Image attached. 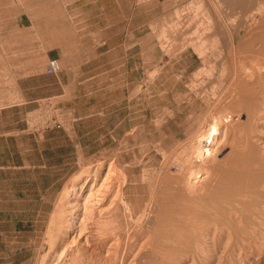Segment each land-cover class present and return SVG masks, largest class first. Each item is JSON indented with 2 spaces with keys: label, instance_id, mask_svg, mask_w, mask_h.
Segmentation results:
<instances>
[{
  "label": "rangeland",
  "instance_id": "1",
  "mask_svg": "<svg viewBox=\"0 0 264 264\" xmlns=\"http://www.w3.org/2000/svg\"><path fill=\"white\" fill-rule=\"evenodd\" d=\"M262 3L0 0V126L12 128L0 145L13 152L5 157L0 146V264H264V89L251 109L239 104L255 83L248 90L243 81L231 82L235 91L223 94L238 67L226 48L230 35L251 25L246 16ZM20 12L33 18L19 20ZM198 14L208 39L191 45L179 37L180 24L190 36ZM50 22L55 39H74L71 63L84 59L83 74L62 60V71L46 73ZM57 48L55 56L63 53ZM36 72L53 86V98L41 99L46 90L31 79ZM214 122L216 151L206 161L194 156L200 161L190 164L206 170L187 183L188 174L174 169L177 158L184 160ZM16 148L27 161L19 162ZM117 155L122 180L113 170ZM165 155L171 166H162ZM9 158L18 161H3ZM120 187L132 209L148 206V219L137 223L117 210ZM253 220L260 223L258 239ZM209 227L222 231L216 255L203 235Z\"/></svg>",
  "mask_w": 264,
  "mask_h": 264
},
{
  "label": "bare ground",
  "instance_id": "2",
  "mask_svg": "<svg viewBox=\"0 0 264 264\" xmlns=\"http://www.w3.org/2000/svg\"><path fill=\"white\" fill-rule=\"evenodd\" d=\"M202 1V0H201ZM247 1V0H246ZM200 2V1H199ZM253 3H254V0H253ZM200 4H201V2H200ZM219 4V3H218ZM264 3H262V5H260V7H258L257 9H253V11H250L249 13L250 14H248L246 17H247V19L248 18H250V20H252V23H251V25H249V24H246V23H244V24H242L241 25V27H239L238 29H236L235 31L233 30V32H232V34L230 35V42H229V44H228V46H226V48L228 47L229 48V52H231L232 53V55H233V57H234V59L236 60V63H237V68L235 69L234 68V70H235V72H234V74H233V77L231 76V79H230V83L228 84V87H226L225 89L226 90H224V92H223V94H226V96L227 95H231V94H233V92L235 91L234 90V88L232 89V88H230V85H231V82H241V81H243L247 86V89L249 90V87H248V85H250V86H252L253 85V83H255L256 85L254 86L255 87V92H253L252 91V94L251 93H249V95H246L245 97L246 98H241V103L239 104V106H241V109H242V107L243 108H247V109H251V106H252V104L250 103V102H252V98H257L258 96H256L260 91H262L263 89H264V5H263ZM196 5V4H195ZM199 5V4H198ZM252 5V4H251ZM253 5H255V4H253ZM250 8H252L251 6H249ZM200 8H203V7H200ZM248 8V7H247ZM247 8H245V9H247ZM244 9V8H243ZM199 10V9H198ZM199 12H202V10H200ZM197 13V12H196ZM240 14V13H239ZM247 14V13H246ZM199 15L200 14H198L197 15V17L195 16L194 18H195V21H197V22H195L196 24H194L193 23V21H192V19L190 20L193 24H194V26L192 27V28H189V31H191L192 30V32H190V36L188 35L187 36V31L188 30H186L185 29V25L186 24H180V25H184L183 27H179L180 29H179V37L181 36V39L182 40H186V43L188 42L187 41V38H189V42H191V45H192V43L196 40V41H201V40H203L204 38H207V36L206 37H204V36H202L203 35V33H205L206 31H205V28H207V27H203V26H201V23H202V19L203 18H200L199 17ZM237 16V15H236ZM245 15H243V17H244ZM197 18H200V19H197ZM181 20V19H180ZM231 20V19H230ZM233 20V19H232ZM184 21V20H183ZM233 21H235V20H233ZM245 21V20H244ZM243 21V22H244ZM182 22V21H181ZM180 22V23H181ZM184 23V22H183ZM192 23H190L191 25H193ZM206 24V23H205ZM205 24H203L204 26H205ZM211 24V23H210ZM190 25V26H191ZM209 26V25H208ZM186 27H187V25H186ZM201 27L202 28H204V30H201ZM211 29L212 28H210V29H207V31L209 30V31H211ZM208 33V32H207ZM208 35V34H207ZM214 36H217V34H214ZM214 38V37H213ZM208 39V38H207ZM209 39H211V38H209ZM205 40L206 39H204V41L203 42H205ZM214 40V39H213ZM216 40H217V38H216ZM195 41V42H196ZM212 41V40H211ZM215 41V40H214ZM218 41V40H217ZM185 43V44H186ZM196 43H199V42H196ZM200 43H202V42H200ZM219 43V42H218ZM183 44H184V41H183ZM220 44V43H219ZM198 45V44H197ZM208 47V46H207ZM211 47V46H210ZM215 47V46H214ZM198 48V47H197ZM202 49L203 48H201V49H199V51L201 50L202 51ZM204 50V49H203ZM217 51V50H216ZM221 51H223V49H221L220 51H219V53L221 52ZM197 52V51H196ZM205 52V51H204ZM212 53V52H211ZM216 53H218V52H216ZM199 54H202L201 52L199 53ZM223 54V53H222ZM203 55V54H202ZM205 55V54H204ZM204 55H203V58H204V60H206V57H204ZM212 55V54H211ZM210 56V55H209ZM231 56V55H230ZM220 57V56H219ZM231 58V57H230ZM210 59V58H209ZM221 60V59H220ZM209 61V60H208ZM232 61V60H231ZM208 63H210V62H208ZM213 62H211L210 64H212ZM205 64V63H204ZM213 65V64H212ZM236 65V64H235ZM211 66V65H210ZM210 68V67H209ZM213 68V67H212ZM210 71H212V70H210ZM208 72V71H207ZM199 73V72H198ZM212 73V72H211ZM230 74V73H229ZM236 84V83H235ZM252 84V85H251ZM232 87H235V86H232ZM241 87V86H240ZM243 87H245V85L243 86ZM242 88V87H241ZM247 90V91H248ZM239 96V95H238ZM237 97V96H236ZM248 98H249V103H248ZM256 101V100H255ZM232 102H235V99H234V97H233V99H232ZM238 106V105H237ZM238 106V107H239ZM257 107H258V105H257ZM253 108V107H252ZM260 109V108H259ZM240 110V109H239ZM254 110V109H253ZM255 111V110H254ZM241 112V111H240ZM258 112V111H257ZM256 112V113H257ZM255 113V112H254ZM229 114L230 113H228V115L227 116H229ZM252 114V113H251ZM256 115H260V114H256ZM220 116L222 117V115L220 114ZM226 116V117H227ZM232 116V115H231ZM230 116V117H231ZM250 116V115H249ZM226 117H224L223 116V118L222 119H226ZM250 117H252V116H250ZM257 117H259V116H257ZM217 118V117H216ZM234 117H232L231 118V120L233 119ZM219 119H221L220 117L218 118V120ZM221 119V120H222ZM228 119V118H227ZM253 119H255V118H253ZM260 119V118H259ZM227 121V120H226ZM229 121H230V119H229ZM255 121H257V119L255 120ZM221 122V121H220ZM228 122V121H227ZM219 129H220V127H219V122H214V123H212V124H210V126H209V128L204 132V133H201V135H200V138H198L197 140H196V142L194 143L193 142V146H191V153L190 154H188L187 155V157L184 159V160H182L181 159V157H185L184 155L183 156H180V154H176V155H178V156H180V158H177V157H175V158H177V161L176 160H174V161H176L177 162V165H174V169L176 170V172L177 173H179V174H188L187 175V180L188 181H186L187 183L189 182H191L192 181V176H194V178H196V177H198V174H200V173H202L203 174V170L205 169L206 170V167L205 166H203L202 164L201 165H199V167L197 168V169H195L194 168V166H192L190 163H196V162H199V161H197V160H194V156H196L197 158H201V160L203 159V160H208V158L207 159H204L205 157L204 156H206V155H209V154H212V151H214V149H213V146H214V144H215V141L217 140V135L219 134ZM250 132V131H249ZM250 134V133H249ZM254 136H255V134H254ZM247 137H249L250 138V136H247ZM245 141H246V139H245ZM247 142V141H246ZM245 145H246V143H245ZM244 145V146H245ZM188 146V145H187ZM188 148V147H187ZM245 148H246V146H245ZM181 149V148H180ZM216 151V150H215ZM214 151V152H215ZM172 152V151H171ZM176 152V151H175ZM182 152V151H181ZM213 152V153H214ZM185 154H186V152H184ZM188 153V152H187ZM163 154V153H162ZM175 155V154H174ZM163 156V155H162ZM171 156V155H170ZM156 157V156H155ZM204 157V158H203ZM206 157H208V156H206ZM120 155H117V157H116V159H115V167H116V169H113V170H117V172H118V174H120L119 176H120V179L122 180V178H124L125 177V174H126V172H125V169L123 168V167H121V164H120ZM153 158V157H152ZM150 159H151V157H150ZM156 158H154V160H155ZM144 160H146L145 158H144ZM143 159H142V161H144ZM165 162L162 164V166L163 167H167V166H171L172 164H170L169 165V158L167 157V155H165ZM141 161V162H142ZM148 161V160H147ZM146 161V162H147ZM196 161V162H195ZM159 162H161V161H159ZM203 162V161H202ZM201 163V162H200ZM205 163V162H204ZM207 163V162H206ZM149 164V163H148ZM161 164V163H160ZM199 164V163H198ZM149 165H151V163L149 164ZM152 166V165H151ZM157 167H159V166H157ZM189 170V171H188ZM144 171V170H143ZM173 171V170H172ZM208 171V170H207ZM146 172V171H145ZM205 172V171H204ZM113 173H115V172H113ZM157 173H159V172H157ZM175 173V172H174ZM160 174V173H159ZM206 174H208V172L206 173ZM127 176V175H126ZM145 177V176H144ZM143 177V178H144ZM147 177V176H146ZM172 178H175V176L174 177H172ZM207 179V178H206ZM126 180H127V178H126ZM174 180V179H173ZM197 180V179H196ZM198 180H201V179H198ZM184 181V180H183ZM118 182H119V180H118ZM200 182V181H199ZM202 183H204L203 181H201ZM201 182H200V184H201ZM126 183V182H125ZM124 183V184H125ZM179 183V182H178ZM181 183V182H180ZM185 184V183H184ZM194 184V183H193ZM191 185V188H192V186H194V185ZM249 184V183H248ZM187 185H189V184H187ZM120 186V185H119ZM119 186H118V188H119ZM200 186V185H199ZM246 186H249V185H246ZM127 188V187H126ZM247 188V187H246ZM248 189V188H247ZM118 191V190H117ZM119 191H120V196H119V201H118V204H117V210L118 209H120V208H123L122 210H123V212L125 213V215L126 214H129L131 217H132V219H135V221H137V223L138 222H142V221H144V220H146V218H147V214H148V212H147V210H148V206L147 207H145L144 209H141V210H135V209H132V207L129 205V201H127V197H126V195L125 194H127V193H125V190L122 188V187H120V189H119ZM186 191V190H185ZM188 191V190H187ZM198 191V190H197ZM246 191H248V190H246ZM249 191H251V190H249ZM153 192V191H152ZM199 192V191H198ZM72 193H73V195H72V198H75L76 196H77V186L75 185L73 188H72ZM119 192H117L116 193V195L118 194ZM168 193V192H167ZM189 193V192H188ZM244 193H245V190H244ZM243 193V194H244ZM247 193V192H246ZM245 193V194H246ZM249 193V192H248ZM248 193H247V195H248ZM153 194V193H152ZM187 194V193H186ZM197 194V193H196ZM192 195V194H191ZM118 196V195H117ZM191 197V196H190ZM199 197H200V195H199ZM202 197V196H201ZM244 197H247V196H244ZM117 198V197H116ZM196 198V197H195ZM191 199V198H190ZM172 200H174V198L172 199ZM194 200V199H193ZM245 200V199H244ZM86 201V200H85ZM85 201H84V203H85ZM62 202H63V200H62ZM89 202V201H88ZM87 203V202H86ZM117 203V202H116ZM177 203H179V202H177ZM85 205V204H84ZM138 207H139V205H137ZM197 206V205H196ZM64 207V206H63ZM141 207V206H140ZM263 207H264V205H263ZM263 207H262V209H263ZM137 208V207H136ZM60 209V208H59ZM185 209H187V206H186V208ZM151 210V209H150ZM206 210H208V209H206ZM264 210V209H263ZM149 211V210H148ZM178 211V210H177ZM183 211V210H182ZM200 211H202V210H200ZM259 212H260V210H258ZM122 212V211H121ZM120 212V213H121ZM179 212V211H178ZM180 212H181V210H180ZM264 212V211H263ZM262 210H261V215H262ZM118 213V212H117ZM191 214V213H190ZM264 214V213H263ZM115 215H117V214H115ZM149 215V214H148ZM181 215H183V214H181ZM121 216V215H120ZM189 216V215H188ZM117 217V216H116ZM116 217H114V218H116ZM125 217V216H124ZM254 217H257V216H254ZM121 218H122V216H121ZM149 218V217H148ZM147 218V219H148ZM131 219V218H130ZM174 219H176V218H174ZM118 220V219H117ZM121 220V219H120ZM127 220V219H126ZM256 220H260L259 218L258 219H256ZM54 221H56V220H54ZM260 221H263V219L262 220H260ZM116 222V221H115ZM118 222V221H117ZM264 222V221H263ZM134 223V222H133ZM252 225L254 226V228L253 227H251V226H248L249 228L251 227V228H253V230H252V232L254 231V233L256 234V236H257V239H258V234H257V232H258V227H260V226H258L259 224L258 223H256L254 220L252 221ZM116 224V223H115ZM146 224V223H145ZM209 224V223H208ZM251 224V223H250ZM249 224V225H250ZM116 225H118V224H116ZM211 225V224H210ZM264 225V224H263ZM213 226H215V225H213ZM58 227V226H57ZM117 228V227H116ZM118 228H120V227H118ZM114 229V228H113ZM223 229V228H222ZM225 229V228H224ZM50 230H53V229H50ZM55 230V229H54ZM120 230V229H119ZM119 230H117L116 229V231H119ZM132 230V229H131ZM220 230V228H217V227H209L208 228V231H205V232H203V235H204V237H208L209 238V240L211 241L210 243H211V247H209V248H212L211 249V252H214V254L217 252V249H218V244H219V240L221 239V232L219 233L218 231ZM262 230V229H261ZM115 231V232H116ZM260 231V230H259ZM61 232V231H60ZM139 232V231H138ZM261 232V231H260ZM58 233V232H57ZM140 233V232H139ZM224 233V232H223ZM262 233V232H261ZM264 233V232H263ZM115 234H117V233H115ZM142 234V233H141ZM250 234V233H249ZM260 234V233H259ZM202 235V234H201ZM202 235V236H203ZM261 235V234H260ZM55 236V235H54ZM54 236H53V238H54ZM57 236V235H56ZM138 236V235H137ZM251 236V235H250ZM253 236V235H252ZM117 237H118V235H117ZM135 237V236H134ZM228 237H230V236H228ZM254 237V236H253ZM263 237V234L261 235V237L260 238H262ZM59 238V237H58ZM120 238V237H119ZM250 238V237H249ZM52 239V238H51ZM152 238H150V240H151ZM205 239V238H204ZM229 239V238H228ZM231 239V238H230ZM263 239V238H262ZM50 240V239H49ZM48 240V241H49ZM120 240V239H119ZM122 240V239H121ZM120 240V241H121ZM138 240V239H137ZM208 240V241H209ZM243 240V239H242ZM241 240V241H242ZM53 241V240H52ZM139 241V240H138ZM154 241V240H153ZM224 241V240H223ZM230 241V240H229ZM51 242V241H50ZM50 242H48L49 243V245H50ZM137 242V241H136ZM140 242V241H139ZM205 242V241H204ZM207 242V241H206ZM205 242V243H206ZM238 242V241H237ZM197 243V242H196ZM221 243V242H220ZM227 243V242H226ZM224 243V245H226L227 246V244H228V246L229 245H231V243ZM234 243V245L236 244V242H233ZM249 243V242H248ZM248 243L247 242H245V243H243V244H241L240 242H239V244L242 246L241 248L242 249H244L245 250V252H246V250L247 249H249L248 247L250 246V245H248ZM254 243V242H253ZM252 243V244H253ZM117 244V243H116ZM147 244V243H146ZM145 244V245H146ZM149 244V243H148ZM151 244V243H150ZM152 245H153V242H152ZM181 245H183V244H181ZM197 245V244H196ZM195 245V246H196ZM223 245V247H225ZM234 245H233V247H234ZM238 244H236V246H237ZM254 245H256L255 243H254ZM119 246H120V244H119ZM136 246H138V245H135V246H133V248L135 247L136 248ZM151 246V245H150ZM200 246H201V244H200ZM183 247V246H182ZM208 247V246H207ZM230 247V246H229ZM233 247H231V248H233ZM238 247V246H237ZM145 248V247H144ZM201 248V247H200ZM230 248V249H231ZM234 248H236V247H234ZM251 248V247H250ZM257 248H258V246H257ZM119 249V248H118ZM190 249H192V248H190ZM223 250H226V249H224V248H222ZM230 249H229V251H230ZM189 250V249H188ZM198 250V249H197ZM243 250V251H244ZM250 250V249H249ZM54 251V250H53ZM131 251V250H130ZM135 251V250H134ZM139 251V250H138ZM190 251H192V250H190ZM193 251H195V250H193ZM192 251V252H193ZM199 251V250H198ZM228 251V252H229ZM239 251V250H238ZM242 251V252H243ZM256 251V250H255ZM200 252V251H199ZM207 253L208 252V250L207 251H205V248L203 247V248H201V252L200 253ZM218 252H219V250H218ZM218 252H217V254H218ZM240 252V251H239ZM244 252V253H245ZM250 252V251H249ZM48 253V252H47ZM141 253V252H140ZM224 253V252H223ZM60 254L61 255H59L60 256V258H61V256L64 254H62V252H60ZM67 254V253H66ZM117 254H118V252H117ZM191 254H194V253H191ZM197 254V253H196ZM195 254V255H196ZM213 254V255H214ZM242 254V253H241ZM68 255V254H67ZM130 255V254H129ZM205 255V254H204ZM211 255V254H210ZM216 255V254H215ZM221 255V254H220ZM225 255V254H224ZM194 256V255H193ZM193 256H192V258H193ZM219 256V255H218ZM243 256V255H242ZM66 257V256H65ZM71 257H73V256H71ZM70 257V258H71ZM207 257V256H206ZM209 257V256H208ZM214 257V256H213ZM220 257V256H219ZM59 258V259H60ZM69 258V259H70ZM198 259H200V258H198ZM43 260V259H42ZM42 260H41V264L43 263L42 262ZM68 260V259H67ZM71 260V259H70ZM120 260V259H119ZM127 260V259H126ZM88 261V260H87ZM193 261V260H192ZM207 261H209V260H207ZM196 263V262H195ZM203 263V262H202ZM44 264V263H43ZM65 264V263H64ZM69 264V263H68ZM119 264H121V263H119Z\"/></svg>",
  "mask_w": 264,
  "mask_h": 264
},
{
  "label": "crops",
  "instance_id": "3",
  "mask_svg": "<svg viewBox=\"0 0 264 264\" xmlns=\"http://www.w3.org/2000/svg\"><path fill=\"white\" fill-rule=\"evenodd\" d=\"M23 18H26V19H32L33 16H31V13L29 12H20V15H19V20L23 19ZM19 24V28L21 29V31H23L22 29L27 27L25 25H22V23H18ZM116 35H117V31L114 33V36L116 38ZM45 40H46V44H47V47L45 48V51L47 52V56H51V57H57L59 58L60 60L64 61L65 65H64V68H66L67 70L69 69V67H77L79 70H78V74H83L84 71H83V67L85 65V61L84 59H80L78 58L77 59V64L76 63H71V60L73 59L74 60V55H72V52L74 50V39H72L68 34L66 37H63V38H57L55 39V35H54V31H53V22H50L49 24V31L47 32L46 34V37H45ZM55 43L58 45L60 51H63V53H58L57 56H55L52 52H54L55 50ZM60 45V46H59ZM66 53V54H64ZM43 61H45L46 59V56H43L42 57ZM30 58H26L24 61L26 62V66L29 67L32 65V62H30ZM21 62V61H20ZM39 66H41V68H43L44 66V62L43 63H40ZM63 66V65H62ZM66 66V67H65ZM69 72L66 71V74H68ZM33 78V82L35 83H40V85H45V95L44 96H41V99H49V98H53L54 96V90H53V86L52 85H48V82L47 81H42L43 80V77H44V74L43 72H36V73H33L32 74ZM84 76V75H83ZM85 78V77H84ZM43 82V83H41ZM3 113V111H1V114ZM4 125V124H3ZM2 127L0 126V143H5V142H8V140L10 139L9 137L10 136V133H12V128L10 126V124L8 123H5V126ZM23 131V130H22ZM24 135H22L21 137H23ZM15 139H18V137H16ZM1 146V145H0ZM20 147L22 145H19ZM12 147V146H11ZM14 147V146H13ZM1 152L2 154L6 157V153L8 156H13V152L9 151V150H3V149H6V145L4 144L3 146H1ZM12 149V148H11ZM17 150L15 151V155L17 156H20L21 158H18L19 162H25L27 161L23 155H24V152L21 151V148H16ZM17 160V161H18ZM3 161H10V162H15L16 160L15 159H3ZM16 161V162H17Z\"/></svg>",
  "mask_w": 264,
  "mask_h": 264
},
{
  "label": "built area",
  "instance_id": "4",
  "mask_svg": "<svg viewBox=\"0 0 264 264\" xmlns=\"http://www.w3.org/2000/svg\"><path fill=\"white\" fill-rule=\"evenodd\" d=\"M63 66L59 58L51 57L49 58L48 64L46 66V73L47 74H56L62 71Z\"/></svg>",
  "mask_w": 264,
  "mask_h": 264
}]
</instances>
